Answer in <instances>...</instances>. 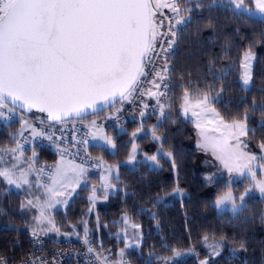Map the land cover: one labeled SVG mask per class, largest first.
I'll return each instance as SVG.
<instances>
[{
  "label": "trees",
  "instance_id": "obj_1",
  "mask_svg": "<svg viewBox=\"0 0 264 264\" xmlns=\"http://www.w3.org/2000/svg\"><path fill=\"white\" fill-rule=\"evenodd\" d=\"M201 2L206 6L212 0ZM196 3L197 0H191L188 5H181L193 9L192 19L178 28L176 48L167 53L172 87L169 99L162 104L163 118L160 120L158 114L145 122L129 121L124 125L127 131L123 134L118 133V127L110 130L118 133L116 153L103 146H90L94 156L119 167L118 179L112 180L119 190L111 193L106 202L98 204L99 221L91 209L93 190L89 187L82 188L80 195L64 210L55 212L62 231H71V227L82 233L88 230L99 254V248L106 249L103 257L108 262L109 251H114L112 264L117 263L120 251L126 247L125 240L119 236L125 216L140 226L143 236L141 246L126 253L130 264H202L203 261L207 264H264V198H249L238 214L217 211L216 201L231 185L226 177L215 182L205 180L197 164L199 149L192 143L197 128L180 110L185 89L193 98L202 97L210 90L214 99L223 89L214 106L227 122L242 120L247 112L248 126L255 130V135H248L249 146L254 152L260 151L259 144L264 142V128L260 127L264 115L251 111V106L254 101L257 107L264 106V19L237 13L226 6V0L225 5L218 3L211 9H197ZM248 51L257 54V61L253 86L245 90L241 75L243 57ZM210 68L214 71L210 72ZM111 110L93 116L105 115ZM154 125L164 140L159 143L148 134L142 135L139 137L142 150L150 155L160 150L170 152L176 167L173 168L166 156L160 159L161 169H153L142 161L135 168L125 164L131 154L133 133ZM22 127L19 119L0 125V148L15 146L12 137L19 140ZM23 148L35 151L38 164L53 166L58 160L55 153L43 147L23 145ZM92 180L98 183L99 175H94ZM39 184L42 183L39 181ZM246 186L235 183L232 187L241 193ZM177 187L187 196L178 199L170 195ZM26 194V191L11 189L0 178V255L14 256L17 261L28 257L33 245L34 235L31 234L35 222L32 216L36 215V210L21 207ZM54 235L42 236L50 240L70 239ZM71 240L80 243L79 239ZM99 240L103 243L101 247ZM241 242L244 249L240 248ZM173 250L185 255L177 259Z\"/></svg>",
  "mask_w": 264,
  "mask_h": 264
},
{
  "label": "snow or ice",
  "instance_id": "obj_2",
  "mask_svg": "<svg viewBox=\"0 0 264 264\" xmlns=\"http://www.w3.org/2000/svg\"><path fill=\"white\" fill-rule=\"evenodd\" d=\"M189 3L191 0H0V119L11 120L18 110L30 112L36 109L46 112L49 120L62 123L68 118L86 117L87 109L99 113L105 106H115L117 97L122 103L137 92L142 83L140 78L147 75L144 71L145 65L153 62V54L159 55L157 40L160 41V49L165 53V63L159 71L153 70L156 79L149 81L153 87L141 91L140 95L146 92L160 104V95H166V92L159 91L161 84L172 74L168 67L167 53L176 43L177 26L186 25L192 19L193 9L181 7L182 4ZM218 3L225 5V0H212V3L206 6L201 0H197L196 8L211 9ZM246 3H254L255 9L264 15V0H226V6L241 14L251 12V9L245 7ZM165 8L172 13L171 16L164 15L162 10ZM158 14L163 19H159ZM164 20L168 21L167 25ZM161 28L166 30L161 32ZM253 59L250 51L245 53L242 64L244 71L241 75L245 90L252 80L250 68ZM209 71L214 69L210 68ZM164 87L166 89L167 85L164 84ZM222 91L223 89L221 93ZM221 93H217L216 99H212L211 91H206L195 102L196 108L203 106V111L211 112L212 117L219 120L224 129L221 137L211 142L209 137L201 133L198 146L204 150L211 149L229 173L237 171L244 175L243 169H247L254 178L253 162L258 157L238 149L241 144L247 147L246 143L239 140V136L255 135V130L247 126V112L241 121L226 123L214 108L209 107L210 104L219 102ZM190 99L191 94L185 89V115L189 110ZM251 111L264 115V106L257 107L254 101ZM140 115L144 116V112L141 111ZM164 115V107L160 104V116ZM193 115L198 113L193 112ZM21 120L23 129L31 128L33 137L43 134V129L37 131L28 121L23 120V117ZM196 126L201 127L200 121L196 122ZM260 127L264 128V121H261ZM155 132L156 128L153 126V139L160 140L161 137L155 135ZM22 134L23 131L19 133ZM135 135L136 133H133V136ZM233 137L236 139L234 145L228 142ZM47 138L51 139V135ZM12 143L15 147L0 148V161H3L4 154L11 155L14 161H19L20 156L24 154L23 145L15 136L12 137ZM105 143L113 144L111 139H106ZM259 147L264 152V142H261ZM35 155L33 151V158ZM166 155L175 168L172 153ZM164 156V153L158 152L147 159L153 166H159L160 159ZM134 159V155L130 156L129 162ZM259 159L264 160V156ZM17 168L18 163L0 168V178L9 186L14 185L19 189L29 181L25 172H21L19 177L16 176L14 169ZM71 168L74 175L68 177L67 170L58 166L55 171L59 179L53 178V185L69 181L78 184L84 169L77 165H72ZM108 171L111 172L112 169ZM254 187L264 196V182H258ZM47 191L52 196L61 194L51 186ZM250 192L251 189H248L239 197V207L230 193L218 199L216 205L225 210L221 206L226 201H231L232 206L227 210L233 213L241 212L245 197ZM170 195L179 196L182 192L177 187ZM90 199L94 202L95 189ZM31 204L32 202L28 201V205ZM25 206L21 205L22 208ZM43 217L42 211L41 218ZM123 219L127 224L128 218L125 216ZM132 227L140 226L133 224ZM33 235H36L35 231ZM240 248H245L243 242ZM88 250L93 251L91 247ZM173 251L175 256L181 255L179 251ZM120 255L124 256L123 251ZM0 264H6L3 257H0ZM202 264H207V261Z\"/></svg>",
  "mask_w": 264,
  "mask_h": 264
},
{
  "label": "rangeland",
  "instance_id": "obj_3",
  "mask_svg": "<svg viewBox=\"0 0 264 264\" xmlns=\"http://www.w3.org/2000/svg\"><path fill=\"white\" fill-rule=\"evenodd\" d=\"M246 8L251 9L250 13H245L251 17H257V18H262L264 19V15L260 14L256 9H255V4L254 3H246L245 4ZM183 8V7H182ZM180 27V26H179ZM176 48V43L173 45V47L169 50L168 54H170L171 52L174 51V49ZM249 52V51H248ZM254 57V59L251 62V74H252V80L250 81L249 85L247 86V90L251 89L253 86V75H254V67L257 61V54L250 51ZM168 58V57H167ZM244 58V57H243ZM165 63V61H164ZM163 63V64H164ZM243 64V62H242ZM169 67V64H168ZM244 71V68L242 67V73ZM242 81V80H241ZM243 84V82H242ZM244 86V85H243ZM245 88V86H244ZM200 98V97H198ZM198 98H193L191 97V99L189 100V105H188V113L187 115L184 114L183 108H184V100L182 103V106L180 108L181 110V114L182 116H184L187 119H190L196 126V122L200 121L201 123V127L197 128V132H196V136L194 138V140L192 141V143L198 147L199 152H200V156L198 159V169L202 171V173L204 174V178L206 181L208 182H215L218 179L222 178V177H226L228 180V183L231 185V187L228 189V191L221 196L219 199L227 196L229 193L232 195V197L235 199L236 205L237 207L240 206V200L239 197L241 195H243L245 193L246 190L251 189V192L248 196L245 197V205L244 207L247 205L248 199L254 196H258L260 198H264V196L261 195V193L259 192V190L257 188L254 187V185L258 182H264V167H261V165H264V160L259 159V157L264 156V152L260 151L259 152H254L250 149L249 146V141H248V136H239V140L243 141L244 143H246L247 147L245 148L243 144L240 145L239 150H242L244 152L250 153V154H255L258 159L256 161L253 162V168L252 171L255 172V177L253 178L251 174L248 173L247 169H243L244 171V175H241L240 172L237 171H233L231 173L228 172V170L226 168H224L223 164L216 159V157L213 155V152L211 149L208 150H204L202 148H200L198 145L201 141V133H203L205 136L209 137L210 142L214 141L216 138H220L222 132H224V129L222 128V126L219 123V120L214 119L212 117V113L211 112H205L203 111V106H201L200 108H196L195 102ZM212 99H214L213 97H211ZM210 108H214L216 110L217 113H219V111L217 110V108L214 106V104H210L209 105ZM193 112L198 113V115H193ZM219 116L221 118L222 115L219 113ZM13 117H26L25 115H23L20 111H17V113L15 115H13ZM160 120L163 118L161 116H159ZM31 121V123L33 122L32 119H28ZM224 120V119H223ZM225 121V120H224ZM241 121V120H239ZM226 123H232V122H227ZM155 126V125H154ZM248 126V124H247ZM35 128V127H34ZM248 128H250L248 126ZM21 131H23L24 134V129L22 127ZM20 131V132H21ZM126 127L125 126H119L118 127V133L119 134H123L125 133ZM118 133L115 132H106L103 130H99L95 127H92L91 131H90V138L88 140V144L91 146H103L108 148L112 153H116L118 145L115 142V137ZM135 136H132V150H131V154L130 156L135 157L134 160H132L131 162H129V158L127 159V161L125 162V164H127L128 166L135 168L137 166V164L142 161L145 163H148L151 165V167L153 169H161V162L159 164V166H153L151 161H149L147 158L152 156L150 154L145 153L142 148L141 145L139 144V137L142 135H150L153 138V126L148 127V128H144L141 127L139 128L136 132ZM20 135V137L23 136ZM155 135L161 137L160 140H156L159 143H162L164 138L162 135L158 134L157 132H155ZM225 135H229L228 133H225ZM106 139H111L113 144L115 145V147H113V144H106L105 140ZM229 144H236V139L233 137L231 139H229ZM15 147V146H13ZM133 148H135V152H133ZM25 149V148H22ZM159 152H162L165 154V156L167 157V153L164 150H160ZM29 153V154H28ZM27 154L30 156L31 155V151H29ZM158 152L155 154L157 155ZM37 156V154L35 155ZM129 156V157H130ZM35 158V157H34ZM33 156L30 157L31 162L34 161ZM96 162H97V167L98 168H89V167H85L84 168V173L83 175H81L79 177V183H74L69 181L68 183H63V182H58L57 184L53 185V183H48V184H39V186L33 184L35 179L36 181L38 180L36 174H34L35 172V166H39L40 164L37 163V165L33 166L31 165V162L24 161L22 159V156H20L19 161H14L12 159L11 155H7L4 154L3 155V161H0V168L2 167H9L12 163H18V168L14 169L16 176L19 177L21 172H25L27 174V179L29 181L28 184H23L21 188H16L14 185L9 186L11 189H14L16 191H26L25 195V201L24 204L26 205L25 208L32 211V210H36V215L32 216L33 221L35 222L34 225L32 226V233L35 231L36 234H40V235H44V236H51L53 233L56 234L54 236H58L59 237H67L70 239H75V240H87L90 241L91 240V235H89V231L86 230V234L82 233L81 231L77 230L76 227H71L70 230H66V231H62L61 228L57 225V221L55 219V212L58 210H64L68 204L74 200L77 196L80 195V191L82 188L85 187H89L92 190L95 189V200L94 202L92 201V207L91 209H93L94 211V217L96 219V221H99V216H98V212H97V206L100 202H106L110 196L111 193L113 192H117L119 190V187L115 184H113L112 180L116 177L119 176V167L118 166H111L109 164V162H107L105 159L103 158H98L96 157ZM241 163H243V161H241ZM31 167V171H29V168ZM44 167H46L45 165H41L40 169H43ZM83 168V167H82ZM38 169V170H40ZM108 169H112L111 172L108 171ZM32 170H34V172H32ZM52 173V171H51ZM98 174L99 175V182L96 183L92 180V177L94 175ZM74 173L73 171L71 172H67V176L68 177H73ZM51 174L48 176L50 177ZM235 183H243L246 184L247 186L244 188V191L241 193H237L236 190L232 187ZM55 187V189L57 191H59L61 194L60 195H56V196H52L51 193H49L47 191L48 187ZM38 187V189H37ZM179 188V187H178ZM182 192V195L179 196H175L178 199H183L185 196H187V193L179 188ZM93 196V194H92ZM91 196V197H92ZM28 201H31L32 204L28 205ZM216 209L219 213H225V212H229L231 214H238L240 212L237 213H233L227 209L231 208V201H226V203L224 205H222L221 207L225 210H221V208H218L216 203H215ZM244 209V208H243ZM44 212V217L41 218V212ZM242 212V211H241ZM128 218V217H127ZM134 223H132L129 218H128V223L125 224L124 223V228L122 230V232L120 233V239L125 240L124 243H126V247L120 251H123L124 256L121 257V255L119 254V257L117 259V263L116 264H122V260L124 257L127 256V252L128 250L131 249H135L141 246L142 241H143V236H142V231L141 228H133L132 225ZM58 229V231H57ZM33 237V234H31ZM90 236V237H89ZM102 240V239H101ZM100 243V247L101 245H103V243L99 240ZM102 249V250H101ZM100 252V257L103 259V262L107 263V259H104V251L106 250L105 248H99L98 249ZM104 250V251H103ZM103 252V254H102ZM187 254V253H186ZM185 254H181L180 256H176L175 258L177 259H181L182 256H184ZM108 264V263H107Z\"/></svg>",
  "mask_w": 264,
  "mask_h": 264
},
{
  "label": "built area",
  "instance_id": "obj_4",
  "mask_svg": "<svg viewBox=\"0 0 264 264\" xmlns=\"http://www.w3.org/2000/svg\"><path fill=\"white\" fill-rule=\"evenodd\" d=\"M162 11L165 16L172 15L166 8ZM159 19H163V17H159ZM164 24L167 25L168 21L164 20ZM165 30V28L160 29L161 32ZM164 47H167L166 41ZM157 52L159 55L153 54V62L145 65L144 71L147 75L140 78L142 83L138 86L137 92L133 93L129 99L124 100L122 103L118 102L110 113L89 119L65 120L62 123L33 120L32 124L38 130L43 129V134L38 137H33L29 131H25L20 143L23 142L28 145L52 150L56 148L65 149L74 163L95 168L96 163L94 157L91 155L87 145L91 127L109 132L115 127L126 125L129 121L145 122L148 118L160 114V104H163L169 99L172 87V81L169 76L161 84L159 90L162 93L166 92V95H160V104L157 103L156 99L147 101L145 97V94L147 95L146 92L144 95H140L141 91L153 87L149 83V81L156 79L153 70L159 71L165 61V53L160 49L159 40H157ZM164 84L167 85L166 89ZM141 111L144 112V116L140 115ZM6 115L9 114L6 113ZM14 120H16V117H12L11 120L0 119V125L8 124ZM49 135H51V139L47 138ZM49 173L50 169L47 166L44 167L40 175L42 181L45 182L48 180ZM78 241L80 243L76 244L71 239L50 240L42 235H35L32 242V252L28 257L19 261L14 260V256L8 257L0 255V257L4 258L6 264H33V262L35 264H41V262H44V264H107L103 262L92 240L80 239ZM89 247L93 249L92 252H89ZM113 256L114 251H109L108 263L114 261ZM122 262V264H130L127 257H124Z\"/></svg>",
  "mask_w": 264,
  "mask_h": 264
},
{
  "label": "crops",
  "instance_id": "obj_5",
  "mask_svg": "<svg viewBox=\"0 0 264 264\" xmlns=\"http://www.w3.org/2000/svg\"><path fill=\"white\" fill-rule=\"evenodd\" d=\"M20 119H21V117H20ZM23 120H26V121H28V118H26V117H23ZM22 121V120H21ZM30 124H31V121H28ZM32 125V124H31ZM32 127L34 128V126L32 125ZM28 129H30L31 130V128H28ZM36 129V128H35ZM37 130V129H36ZM32 131V130H31ZM39 131V130H38ZM91 146V145H90ZM27 150L28 149H25V150H23L22 149V151H23V155H22V159L24 160V161H27V163L28 162H31V159H30V157H32L33 156V149H30L31 150V155L29 156L28 154V152H27ZM30 150H28V151H30ZM55 151H56V155H57V157H58V160H57V162L52 166V173H51V176L49 177V179H50V182L51 183H53V178H57V179H59L58 177H56V168L58 167V166H62L63 168H65L66 170H67V172H71L72 171V168H71V166L72 165H77V164H75V163H73L71 160H70V158H69V156H68V154H67V152L64 150V149H62V148H56L55 149ZM28 153V154H27ZM37 156H35V158H34V161L33 162H31V165H33V166H35L36 164H37ZM77 166H79V165H77ZM81 167V166H80ZM38 169H40V165L39 166H35V172H36V170L38 171ZM84 169V168H83ZM32 172H34V170H32ZM35 172H34V174H35ZM39 172H40V170L38 171V172H36V174H37V178H38V180L40 181V183H42V184H45V182L44 181H42V179H41V177H38V174H39ZM85 172V171H84ZM83 172V173H84ZM96 175H98V174H96ZM36 181V179H35V181H34V183L33 184H35V185H37V186H39V181ZM49 182V183H50ZM48 184V183H47Z\"/></svg>",
  "mask_w": 264,
  "mask_h": 264
},
{
  "label": "water",
  "instance_id": "obj_6",
  "mask_svg": "<svg viewBox=\"0 0 264 264\" xmlns=\"http://www.w3.org/2000/svg\"><path fill=\"white\" fill-rule=\"evenodd\" d=\"M116 99H117V101H118V100H119V97H117ZM98 107H99V105H98ZM111 107H112L111 105H109V106H105V107H103V110H102V111L108 110V109H110ZM86 111H87V113H88V115H87L86 117L91 116V115H94V114H97V113H93V112L91 111V109H87ZM102 111H101V112H102ZM24 113H26V114H28V115H30V116H34V117L41 118V119H44V120H47V121H51V120H49L48 115H47L46 112H40V111H38V110H36V109H33V110H31L30 112H24ZM68 119H73V118H68ZM51 122H53V121H51Z\"/></svg>",
  "mask_w": 264,
  "mask_h": 264
}]
</instances>
